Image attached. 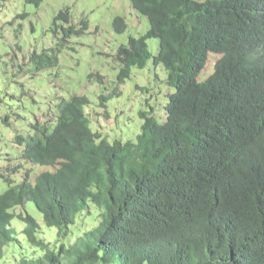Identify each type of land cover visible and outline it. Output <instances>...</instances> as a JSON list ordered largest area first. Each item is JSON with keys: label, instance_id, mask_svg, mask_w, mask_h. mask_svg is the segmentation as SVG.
Listing matches in <instances>:
<instances>
[{"label": "trees", "instance_id": "16d2710c", "mask_svg": "<svg viewBox=\"0 0 264 264\" xmlns=\"http://www.w3.org/2000/svg\"><path fill=\"white\" fill-rule=\"evenodd\" d=\"M7 1L0 0V11ZM129 1L149 27L118 48V83L132 66L162 64L174 89L165 119L141 113L135 142H110L91 129L87 97L74 94L46 114L51 130L36 125L34 133L15 136L23 146L19 160L54 169L32 181L28 167L15 184L11 175L21 164L0 169L7 183L0 260L18 241L11 226L18 217L28 243L43 254L17 264H264V0ZM69 21V10L60 11L55 31L57 22ZM86 26L83 19L78 29L61 27L62 38ZM113 28L124 32V19L116 17ZM148 38L158 41L154 56ZM28 61L41 71L56 66L58 56L43 50ZM118 93L101 95L100 106ZM28 199L57 230L55 247L38 237L32 215L13 212ZM82 215L97 223L72 238Z\"/></svg>", "mask_w": 264, "mask_h": 264}, {"label": "rangeland", "instance_id": "374dc122", "mask_svg": "<svg viewBox=\"0 0 264 264\" xmlns=\"http://www.w3.org/2000/svg\"><path fill=\"white\" fill-rule=\"evenodd\" d=\"M65 9L69 10L70 21L68 24L57 22L55 31L54 18ZM116 17L126 23L122 33L113 28ZM83 19L87 21L86 30L70 33L64 40L61 27L74 25L78 29ZM148 27L147 17L137 13L129 0H43L38 6L24 0L4 3L0 11V169L21 164L18 173L11 175L14 184L28 167L32 170V181L42 171L54 169L19 160L23 146L14 138L34 133L36 125L40 130L45 126L51 130L53 122L46 125L43 120L63 98L74 94L86 96L89 103L84 111L91 129L110 142L114 139L135 142L144 122L141 113H150L156 121H164V106L174 89L167 84L162 64L155 65L150 59L143 68L132 66L129 77L118 83L122 66L116 58L118 48L126 45L131 36H143ZM146 43L151 55H156L157 39L148 38ZM43 50L56 51L58 64L36 71L28 61L29 56ZM115 90L119 93L101 107L100 96ZM6 188L7 183L0 178V193ZM23 211L39 222L38 237L49 247H55L60 239L57 230L45 226L31 200L13 209L16 214ZM96 223L97 219L89 215L78 217L72 238ZM11 226L16 230L18 241L5 247L0 264H17L22 257L43 254L40 247L28 243L22 232L24 223L18 217L12 220Z\"/></svg>", "mask_w": 264, "mask_h": 264}]
</instances>
